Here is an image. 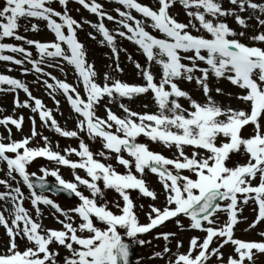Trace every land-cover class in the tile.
Listing matches in <instances>:
<instances>
[{"label":"rangeland","instance_id":"1","mask_svg":"<svg viewBox=\"0 0 264 264\" xmlns=\"http://www.w3.org/2000/svg\"><path fill=\"white\" fill-rule=\"evenodd\" d=\"M263 160L264 0H0V264H264Z\"/></svg>","mask_w":264,"mask_h":264},{"label":"water","instance_id":"2","mask_svg":"<svg viewBox=\"0 0 264 264\" xmlns=\"http://www.w3.org/2000/svg\"><path fill=\"white\" fill-rule=\"evenodd\" d=\"M34 183V186L36 189L44 192L47 191L46 187L44 188H38V181L32 180ZM45 183V186L51 185L53 188V193L57 195H67L70 198H73L72 194H70L69 191H66L60 187H57L50 182H41ZM221 198L220 194L217 193H209L206 195V197L203 199L202 203L199 205L197 209L194 210V212L202 211V215H208L212 209H214V206L218 203L219 199ZM134 260V249L133 247L128 243L121 244L117 249V262L118 264H132Z\"/></svg>","mask_w":264,"mask_h":264},{"label":"bare ground","instance_id":"3","mask_svg":"<svg viewBox=\"0 0 264 264\" xmlns=\"http://www.w3.org/2000/svg\"><path fill=\"white\" fill-rule=\"evenodd\" d=\"M240 264H242V263H240Z\"/></svg>","mask_w":264,"mask_h":264}]
</instances>
